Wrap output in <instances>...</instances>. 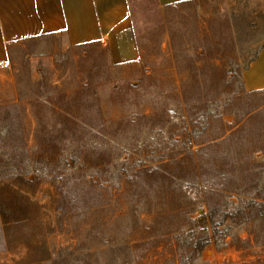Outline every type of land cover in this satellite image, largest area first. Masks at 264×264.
I'll use <instances>...</instances> for the list:
<instances>
[{
	"label": "rangeland",
	"instance_id": "1",
	"mask_svg": "<svg viewBox=\"0 0 264 264\" xmlns=\"http://www.w3.org/2000/svg\"><path fill=\"white\" fill-rule=\"evenodd\" d=\"M129 7L133 65L60 35L0 61V264H264V206L238 213L264 202V105L238 123L264 92L234 98L264 0Z\"/></svg>",
	"mask_w": 264,
	"mask_h": 264
},
{
	"label": "crops",
	"instance_id": "2",
	"mask_svg": "<svg viewBox=\"0 0 264 264\" xmlns=\"http://www.w3.org/2000/svg\"><path fill=\"white\" fill-rule=\"evenodd\" d=\"M183 1L156 0L160 7ZM260 22L264 29V8ZM40 35H60L65 46L97 44L113 64L139 57L128 0H0V61L13 45ZM241 78L245 90L264 89V41Z\"/></svg>",
	"mask_w": 264,
	"mask_h": 264
},
{
	"label": "trees",
	"instance_id": "3",
	"mask_svg": "<svg viewBox=\"0 0 264 264\" xmlns=\"http://www.w3.org/2000/svg\"><path fill=\"white\" fill-rule=\"evenodd\" d=\"M186 1H188V0H186ZM186 1H183V2H186ZM179 3H182V2H179ZM179 3L165 5V6H163V8L173 7V6H175V5L179 4ZM128 4H129V0H128ZM206 42H207V40L205 41V38H204V40L201 41L198 46H195L193 48V50H195L196 52H199V53L204 52L205 50H207L204 47V45L206 44ZM239 82H240L241 88L239 90H236L235 93H234V98L237 99V100L243 99L245 101H248L247 99L251 100V97H253L254 95L261 94V93L264 92V89H259V90H245L244 87H243V83H242L241 73L239 74ZM40 84H41V82H40ZM263 105H264V101H262L261 103H259L257 105H254V103H253V105L251 104L248 107L244 108L243 111L241 112V117H240L238 123L243 118H245L247 116H251L254 113H257V111L259 110V107H261ZM234 114L236 115V113H234ZM248 119H250V117H248ZM247 121H249V120H245V122H247ZM241 127H242V125H240L239 129H241ZM244 128L245 129L248 128V124L247 123H244L243 124V129ZM257 150L264 151V145L263 146L262 145L261 146H257L255 151H257ZM263 165H264V162H263ZM246 192H248L249 195H246L245 194L247 196V198L244 199L245 201H243L242 203H238V204L241 205L240 207L243 208V210H240L239 209L238 213H243L244 210H246V211L249 210L252 213H255V212L260 211V209L264 206V202L259 201V199H261L262 197H260V195H258L257 193H254L253 191L252 192L246 191ZM225 204L223 203L222 209H225ZM226 211L228 213L223 212V215L225 216V218L228 217V214L230 213L229 210H226Z\"/></svg>",
	"mask_w": 264,
	"mask_h": 264
}]
</instances>
